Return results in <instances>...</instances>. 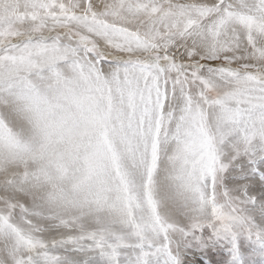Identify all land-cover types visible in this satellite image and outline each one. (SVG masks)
<instances>
[{
	"label": "snow or ice",
	"instance_id": "obj_1",
	"mask_svg": "<svg viewBox=\"0 0 264 264\" xmlns=\"http://www.w3.org/2000/svg\"><path fill=\"white\" fill-rule=\"evenodd\" d=\"M0 264H264V0H0Z\"/></svg>",
	"mask_w": 264,
	"mask_h": 264
}]
</instances>
